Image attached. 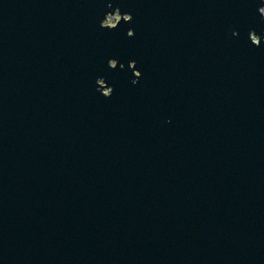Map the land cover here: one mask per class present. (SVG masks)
Listing matches in <instances>:
<instances>
[{
  "label": "water",
  "instance_id": "1",
  "mask_svg": "<svg viewBox=\"0 0 264 264\" xmlns=\"http://www.w3.org/2000/svg\"><path fill=\"white\" fill-rule=\"evenodd\" d=\"M264 0H0V264H264Z\"/></svg>",
  "mask_w": 264,
  "mask_h": 264
},
{
  "label": "clouds",
  "instance_id": "2",
  "mask_svg": "<svg viewBox=\"0 0 264 264\" xmlns=\"http://www.w3.org/2000/svg\"><path fill=\"white\" fill-rule=\"evenodd\" d=\"M262 10H264V9H262Z\"/></svg>",
  "mask_w": 264,
  "mask_h": 264
}]
</instances>
